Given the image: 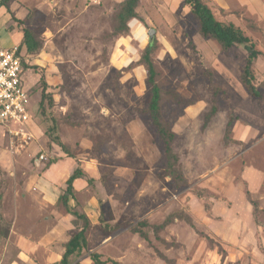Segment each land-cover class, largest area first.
Masks as SVG:
<instances>
[{"label": "rangeland", "instance_id": "obj_1", "mask_svg": "<svg viewBox=\"0 0 264 264\" xmlns=\"http://www.w3.org/2000/svg\"><path fill=\"white\" fill-rule=\"evenodd\" d=\"M123 1L7 3L1 47L24 28L42 46L21 48L31 121L23 135L0 129V264H59L81 227L70 211L90 221L86 247L70 264H95L91 253L120 264H167L160 255L175 264H264V0H201L255 43L259 98L240 82L244 49L202 37L184 0H138V18L116 35ZM150 29L162 119L175 133L171 147L187 181L178 187L147 112L140 56ZM41 76L52 99L46 114L67 154L44 135L50 122L37 109ZM77 167L66 208L58 197ZM173 213L193 226L174 219L159 228Z\"/></svg>", "mask_w": 264, "mask_h": 264}, {"label": "trees", "instance_id": "obj_2", "mask_svg": "<svg viewBox=\"0 0 264 264\" xmlns=\"http://www.w3.org/2000/svg\"><path fill=\"white\" fill-rule=\"evenodd\" d=\"M9 0H0V7L5 6ZM185 4L189 7V12L195 18L199 25V32L204 38H211L216 41L221 48L228 49L232 46H241L246 52L244 66L240 75V82L244 86L247 93L255 98H259V92L254 84V70L253 65L259 55V52L256 49L255 43L247 37L240 28L234 26L233 24H224L218 21L211 9L203 3L201 0H184ZM138 0H124L120 5V10L117 14L116 23L113 29L114 34L122 35L128 32V22L131 19L138 18L136 12ZM21 45L26 49L27 53H33L39 50L42 46V43L35 40L32 33L24 28ZM153 38H150L149 44L143 50L140 56V63L144 66L146 70V81L149 86V98L147 104V112L150 118L151 125L154 127L155 131L159 135L163 143V152L165 158V170L175 185L183 186L186 185L187 181L183 176L181 166L179 164L178 155L172 150V142L175 137V133L170 129L168 123L162 119L160 102H161V92L160 88L156 82V71L154 64L151 59V54L153 52ZM23 66L27 68L26 62L22 61ZM41 99L38 102L37 109L39 108L41 116L44 120L43 122H50V125H45L44 135L52 143L58 145L63 152L66 154L68 150L66 146L60 140V137L57 134V122L54 117L46 114V108L44 106L45 100L52 102L50 95L46 93V83L44 78L41 76ZM191 104L190 101H187L185 105ZM50 105V104H49ZM215 107H211L210 111L205 115L204 124L208 121L210 116L214 114ZM34 114L32 113V116ZM54 162H51V164ZM81 176L79 167H77L66 179L65 188L63 192L59 195V200L67 208L69 199L74 196V181ZM253 209H257L256 201L249 200ZM71 215L75 219L81 221L80 229L68 240L65 244V250L62 254V257L59 261V264H70L72 258L78 257L82 250L86 247V232L90 226L89 219L82 213L76 211H70ZM174 219L184 220L190 226L192 225L191 220L188 216L180 214L169 215L163 223L159 226L162 228L165 224L173 221ZM140 225L144 224V221L139 223ZM137 227L132 229L136 232ZM140 232V231H139ZM204 237L210 244L213 243V239L204 233H199ZM143 237H146L145 234H142ZM219 254L224 255V250L218 245ZM160 255V254H159ZM91 260L95 264H120L118 261L111 258L102 259L100 254L91 253ZM160 258L164 260L167 264H175L173 261L167 259L164 255H160Z\"/></svg>", "mask_w": 264, "mask_h": 264}, {"label": "built area", "instance_id": "obj_3", "mask_svg": "<svg viewBox=\"0 0 264 264\" xmlns=\"http://www.w3.org/2000/svg\"><path fill=\"white\" fill-rule=\"evenodd\" d=\"M23 54L15 45L0 47V129L23 135V125L32 119L31 87L25 84ZM11 124L19 129H11Z\"/></svg>", "mask_w": 264, "mask_h": 264}, {"label": "crops", "instance_id": "obj_4", "mask_svg": "<svg viewBox=\"0 0 264 264\" xmlns=\"http://www.w3.org/2000/svg\"><path fill=\"white\" fill-rule=\"evenodd\" d=\"M9 1H11V0H9ZM9 1H8V2H9ZM8 2H7V3H8ZM7 3H6L5 6H1V7H0V22L2 21V18L5 17L3 14H7V12H6V9H7ZM1 28H2V29L0 30V34H1V33H6L3 25L1 26ZM21 39H22V37H21L18 41H13V40L10 41V43H9L6 47H12V46H15V45H16V46L19 48L20 52L23 54V52L21 51V48H23L24 46L21 45ZM0 47H1V43H0ZM24 48H25V47H24ZM25 51H26V49H25ZM77 179H79V178H77ZM77 179H76V180H77ZM59 180H60V179H59ZM59 180H58V181H59ZM76 180H75V181H76ZM75 181H74V182H75ZM208 231L210 232V234H213V235H215V234H217V233H218V236H219V234H223V233H221V232H219V231H218V232H215V229H214V230H208ZM220 237L222 238L221 235H220Z\"/></svg>", "mask_w": 264, "mask_h": 264}, {"label": "water", "instance_id": "obj_5", "mask_svg": "<svg viewBox=\"0 0 264 264\" xmlns=\"http://www.w3.org/2000/svg\"><path fill=\"white\" fill-rule=\"evenodd\" d=\"M153 33H154V30H153V29H150V30H149V36H150V38L153 37Z\"/></svg>", "mask_w": 264, "mask_h": 264}]
</instances>
